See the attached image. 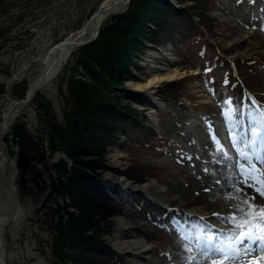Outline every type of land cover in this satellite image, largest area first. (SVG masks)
<instances>
[{
  "label": "rangeland",
  "instance_id": "rangeland-1",
  "mask_svg": "<svg viewBox=\"0 0 264 264\" xmlns=\"http://www.w3.org/2000/svg\"><path fill=\"white\" fill-rule=\"evenodd\" d=\"M103 1L0 0V127L11 106L24 100L37 81L50 49L67 37L88 38L94 13ZM168 1L180 8L184 6L175 0ZM121 7L119 12L125 8ZM204 16L210 24L214 19L215 22L209 32L202 28L204 39L198 43H145L148 46L138 57H133L138 67L131 66L132 77L123 82L121 95H118L122 104L146 114L145 124L164 137L162 143L139 151L115 144L107 147L104 159L107 168L99 170L106 190L114 198L110 205L120 212L109 214L110 208H102L101 214L94 217H101L94 227L102 230V238L122 255L126 264H185L183 257L188 253L185 242L175 230L177 224L188 227L204 217V223L218 228L230 227L221 224L213 213L230 212L229 205L233 201L226 197L234 185L239 186L243 177L231 161L227 166L216 163L219 145H213L209 125L226 139L222 101L233 97L237 105L252 103L247 99L251 94H241L243 87L234 76L231 61L252 57L257 52L264 57V31L260 30L264 23V0H217ZM70 53L62 60L57 75L35 93L33 103L15 110L13 132L4 137L8 154L17 167L14 181L20 201L27 205L30 198L35 206L17 225L4 226L6 243L2 255L5 264H74L71 260L64 263L57 256L59 246L63 253L71 251L66 222L63 233L59 234L57 218L60 214L65 221L68 217L65 210L77 214L78 207L72 204L66 192L53 189V185L65 181L72 166L62 156H57L60 141L53 129V126L66 123L63 77L69 73L66 68L73 62ZM164 68L178 69L180 75L157 83L151 93L132 84L146 82L151 74H158ZM245 77L251 93L264 100V64L246 70ZM181 79L186 81L181 100L160 98L159 92L168 82ZM132 93L152 96L162 104L155 109L145 107L128 99ZM191 114L195 116L193 119L189 117ZM218 125L222 126L221 130ZM27 134L30 137L26 141L18 138ZM50 140L56 145L52 150ZM233 155H236L235 150ZM60 160L66 162L65 170L58 167ZM146 163L151 165V171L142 176V182L137 183L119 173L137 172ZM221 175H231L230 181H224L223 188H217L216 181ZM149 181L152 184L146 188ZM137 191L144 196L140 201L135 194ZM244 192L255 196V203L264 205V198L252 189L245 187ZM59 206L62 208L57 210ZM115 215L125 221L123 227L116 226L112 219ZM131 240L137 241L133 248L125 247L123 241ZM78 264L100 263L85 260ZM205 264H213V261ZM224 264H264V253L224 261Z\"/></svg>",
  "mask_w": 264,
  "mask_h": 264
},
{
  "label": "trees",
  "instance_id": "trees-1",
  "mask_svg": "<svg viewBox=\"0 0 264 264\" xmlns=\"http://www.w3.org/2000/svg\"><path fill=\"white\" fill-rule=\"evenodd\" d=\"M175 1L184 6L180 8L168 0H130L124 11L113 13L104 20L94 42L70 53L74 57L73 62L70 68H66L69 73L63 77L66 82V93H63L66 123L65 126H53L60 141L57 146L59 152L73 162L65 181H59L53 189L66 192L72 198V204L78 207L77 214L65 210L68 215L65 221L60 214L57 218L59 234L63 233L65 222L68 227L66 235L71 251L63 253L61 246L56 248L58 258L64 263L66 260L74 264L88 260L100 264H126L122 255L102 238V230L94 227L101 220V217H94L101 214L102 208H110L109 214L120 212L110 205L114 199L109 196L100 176L101 171L107 168L104 163L106 150L115 144L123 149L139 151L162 143L164 137L145 124L147 117L143 112L122 104L118 95H121L123 82L132 77L131 66L138 67L133 57H138L148 46L145 43H198L204 39L202 28L209 32L215 22L214 19L210 24L204 13L210 6H215L217 0ZM187 2L191 4L185 5ZM215 50L222 51L217 47ZM233 64L238 79L251 91L245 73L256 65L264 64L262 54L257 52L249 58L238 57ZM185 83L184 79L168 82L167 87L160 90V98L175 102L181 100ZM132 94L127 96L128 99L156 108L149 97L141 93ZM254 98L261 101L257 96ZM28 137L27 134L18 138L26 141ZM55 146L50 140V149ZM65 163L60 160L58 167L65 170ZM150 171L151 165L146 163L137 172L125 170L119 173L139 183L143 181L142 176ZM135 194L139 201L144 198L138 191Z\"/></svg>",
  "mask_w": 264,
  "mask_h": 264
},
{
  "label": "snow or ice",
  "instance_id": "snow-or-ice-1",
  "mask_svg": "<svg viewBox=\"0 0 264 264\" xmlns=\"http://www.w3.org/2000/svg\"><path fill=\"white\" fill-rule=\"evenodd\" d=\"M260 30L264 31V23H261ZM247 99L252 103L237 105L233 97L222 101L226 139L209 125L212 143L219 145L216 163L227 166L231 161L243 177L239 186L234 185L226 197V200L233 201L229 205L230 212L213 213L221 224L230 227L218 228L204 223V217L188 227L177 224L175 230L185 242L184 248L188 253L183 257L185 264H205L208 260L213 264H224V261H237L245 256L255 257L256 253H264V205L255 203L256 197L244 192L245 187L250 188L264 198V105L256 104L250 96Z\"/></svg>",
  "mask_w": 264,
  "mask_h": 264
},
{
  "label": "bare ground",
  "instance_id": "bare-ground-1",
  "mask_svg": "<svg viewBox=\"0 0 264 264\" xmlns=\"http://www.w3.org/2000/svg\"><path fill=\"white\" fill-rule=\"evenodd\" d=\"M103 2H109V0H104ZM106 4H108V3H106ZM121 8L118 7L113 11L117 12V10L119 11V10H121ZM94 21H95V15L93 16V20H92L93 24H94ZM74 39L75 38L67 37L66 39H64L61 42H69V41L74 40ZM76 39H79V38L77 37ZM54 47L55 46H53L50 49L49 54L44 58L43 68L41 69L40 74L37 76V78H36L37 81L35 80L36 82H38L41 79L45 80L44 79L45 77H46V79L49 78V80H51L55 75H57V73L60 69L62 60L65 59L69 53L68 49H66V48L60 49L54 53ZM179 75H180V72L178 69L164 68V71H162L158 74H151L149 79H147L146 82H143V83H135L134 82L132 84H135L136 88H142L143 87V88H145V90H147L148 93H151L152 87L157 85V83H159L163 80L172 79V78L177 77ZM35 83L32 86H34ZM31 88H30L29 92L31 91ZM149 95H152V94H149ZM151 97L152 96H149L150 99H151ZM24 100L17 101L11 106L10 110L6 113V115L3 119L2 126L0 127V174H2L3 171L6 169L9 170V184L7 185V188H9V190L7 189L8 190L7 199L11 200L12 203L14 204V206H13L14 212L12 213L13 215L9 214L10 216H6L4 212L0 211V264H5L4 259H3V255H2L3 254V248H4L5 243H6L5 238H4V234H3L4 226L6 224H9V223L12 224V226L17 225L30 212L28 210L32 211L33 208L35 207L33 205V202L30 200V198H29V200L27 199L28 200L27 205H26V203L24 204V203H21V201H20L18 191L16 190L15 181H14L15 177L17 176V167H16L13 159H11L10 155L8 154L9 148H8L7 143L4 140L5 135L10 134L11 127L13 124V116H14L15 110L19 107L30 104V103H27V104H23V105H20L18 107L17 106L15 107L16 103L23 102ZM156 103L158 104L157 101H156ZM150 113H152V112H150ZM189 117L191 119H193V117H195V116H194V114H191V115H189ZM9 125H11V127H9ZM4 148L6 150V156H4L5 152H2ZM57 154H58L57 156L67 157L63 152H57ZM69 164H70V161H68V165ZM7 165H8V167H7ZM230 176L231 175L225 176V177H224V175L218 176V180L220 181L221 184L218 183L216 187L217 188H223L222 183L226 180L230 181V179H229ZM151 184H152V182L149 181L145 187L147 188V186H151ZM3 187L6 189L5 185H3ZM150 188H152V187H150ZM12 193L16 195L15 198L12 196ZM112 219L115 222L117 227H123L125 225V221L119 215L118 216L115 215ZM136 242L137 241H135V240L123 241V244H125V247L133 248L132 246H134V244H136Z\"/></svg>",
  "mask_w": 264,
  "mask_h": 264
},
{
  "label": "water",
  "instance_id": "water-1",
  "mask_svg": "<svg viewBox=\"0 0 264 264\" xmlns=\"http://www.w3.org/2000/svg\"><path fill=\"white\" fill-rule=\"evenodd\" d=\"M129 2H130V0H109V2H102L99 5L96 12L94 13L95 21H94V24H92L93 26L91 28V32H90L88 38L80 39V40L74 39V40H71L69 42H60L59 44H57L55 46L54 53L60 49H63V48L68 49V51H72L74 49L81 48L85 45H88V44H91L92 42H94L99 35L100 25L102 24V22L110 14L116 13V11L114 12L113 10H115L116 8L121 7V6H124L126 8ZM106 3H108V4H106ZM125 8L122 9V11H124ZM44 79L45 80L41 79L38 82H36L35 85L32 86L31 91L27 94L25 100L23 102L16 103L15 107L16 106L18 107V106L23 105V104L31 103L35 93L37 91H39L49 81V78L46 79V77H45ZM151 99L156 104V106H158V107L161 106V104L159 102H158L159 105L156 103V98L151 97ZM9 127H11V125H9ZM2 152H5L4 156H6L5 148L3 149ZM63 159L67 162L70 161L69 165L72 164L71 159H69L67 157H63ZM7 167H8V165H7ZM127 182H129L132 185L134 183L132 181H127ZM8 184H9V170L6 169L3 171L2 174H0V205L3 206L2 208H0V211L4 212L6 216H10L9 214L13 215L12 213L14 212V210H13L14 204L12 203L11 200L7 199V195H8L7 193L9 190V188H7ZM3 185H5L6 189L3 187ZM111 186L114 187L115 184L111 183ZM12 196L15 198L16 195L12 193Z\"/></svg>",
  "mask_w": 264,
  "mask_h": 264
}]
</instances>
